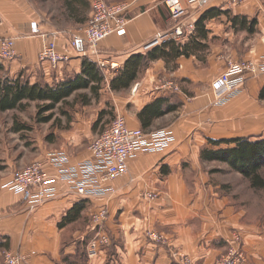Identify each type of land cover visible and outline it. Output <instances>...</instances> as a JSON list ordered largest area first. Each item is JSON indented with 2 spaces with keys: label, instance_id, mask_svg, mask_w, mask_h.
Segmentation results:
<instances>
[{
  "label": "crops",
  "instance_id": "crops-1",
  "mask_svg": "<svg viewBox=\"0 0 264 264\" xmlns=\"http://www.w3.org/2000/svg\"><path fill=\"white\" fill-rule=\"evenodd\" d=\"M64 2L61 15L65 23L54 25L53 32L59 51L66 49L69 59L52 68L48 61L39 60L43 39L29 34L28 23L37 18L29 12L28 5L23 0H0V39L13 38L16 50L14 59L0 60V80L19 78L30 84L38 82L56 87L79 75L83 61H91L102 76L97 96L82 89L99 105L92 128L107 110H111L113 117L117 113L123 115L129 127L143 129L138 112L145 105L163 99L167 105L175 104L176 108L154 118L146 130L167 127L175 139L164 151L132 154L128 159V173L107 183L114 191L95 199L75 194L68 184L57 178V170L48 160L50 153L60 151L67 155L68 163L74 165L91 157L88 147L77 154L68 149L43 147L35 151L28 163H43L54 179L57 194L33 210H28L20 195L7 186L13 174L3 171L0 178V257L1 250L8 249L24 255L29 264H72L76 254L86 256L82 242L94 234L84 219L105 207L104 231L110 238L109 243L100 248L96 258L87 259L85 264H182L172 256L173 249L188 255L189 264H211L226 251L234 231L242 238L248 264H264V227L241 222L226 197L210 192L208 189L212 185L218 187L204 179L200 163L210 162L201 157L203 149L233 146L232 143L213 145L212 140L264 138V96H260L264 71L250 74L242 91L222 105L213 104L215 93L210 87L229 60H250L258 66L264 65V0L239 3L210 0L202 8L182 0L187 11L182 23L194 24L205 12L216 14L204 22L205 37L198 36L193 28L180 40H174L177 45L195 38L199 46L193 54H181L172 59L150 58L146 54L154 47L142 49L156 33L172 26L162 0H134L127 15L125 34L109 35L99 43L96 53L85 55L87 46L84 43L76 49L66 47L71 33L81 30L89 18L90 1L86 0L87 7L82 9L84 22H78ZM241 19L245 20L244 26L239 24ZM133 54L144 55L136 79L126 89L111 90L110 81ZM101 58L110 59L116 66L100 67L98 60ZM168 80L173 81L177 91L165 85ZM104 95L107 97L102 102ZM14 110L19 109L6 111ZM12 128L15 133L27 131L24 123L16 122ZM77 134L80 142L89 136L84 129H79ZM149 192L158 196L145 197ZM76 205L81 207L78 217L60 225ZM76 223L79 225L74 227ZM150 231L162 235L165 242L154 243L147 236ZM78 242L81 246L76 244Z\"/></svg>",
  "mask_w": 264,
  "mask_h": 264
},
{
  "label": "built area",
  "instance_id": "built-area-1",
  "mask_svg": "<svg viewBox=\"0 0 264 264\" xmlns=\"http://www.w3.org/2000/svg\"><path fill=\"white\" fill-rule=\"evenodd\" d=\"M91 14L81 30L71 33L67 42L68 49H76L84 43L87 50L83 54L97 52L99 43L109 35L122 36L126 32L128 22L127 15L134 0L107 1L89 0ZM187 3L204 7L210 0H186ZM239 3L244 0H230ZM168 11L172 26L166 31H160L146 42L142 49L148 50L159 46L169 40H180L185 34L190 33L193 22L182 23L186 15L182 0H162ZM29 34L43 39V45L39 51V60L48 61L52 68H57L69 59L68 52L59 51L55 38L56 33L44 31V22L31 21L28 23ZM16 57L14 39L4 37L0 39V60L9 61ZM264 60V58H263ZM98 65L102 68L116 65L110 59L101 58ZM256 70L264 71V65L258 66L250 60H229L225 69L216 76L210 84L215 93L214 105H222L230 98L240 93L244 82L250 74ZM173 91L177 86L173 81L165 84ZM171 129L158 128L144 130L131 128L127 125L123 115L117 113L109 125L89 144L88 150L91 157L81 160L74 165L68 163V157L64 152H52L49 154V163L57 170V178L68 184L72 191L85 199H95L107 196L114 188L107 185L111 180L128 173V159L136 152H161L174 142ZM7 186L18 193L28 210H33L38 205L53 199L57 194L54 179L51 178L40 161H32L13 173L12 179ZM147 198H156L157 193H145ZM94 234L90 239L87 255L96 257L102 246L109 243V236L104 231V222L107 218L105 207L97 209L92 215ZM147 236L156 244L164 243L165 238L159 233L150 231ZM172 256L182 264H189L188 255L178 249L172 250ZM2 264H29L26 257L20 253H13L8 249L1 250ZM211 264H248V257L243 247L240 234L232 232L226 251L212 261Z\"/></svg>",
  "mask_w": 264,
  "mask_h": 264
},
{
  "label": "rangeland",
  "instance_id": "rangeland-1",
  "mask_svg": "<svg viewBox=\"0 0 264 264\" xmlns=\"http://www.w3.org/2000/svg\"><path fill=\"white\" fill-rule=\"evenodd\" d=\"M23 1L28 5L29 12L34 14L33 17H36L38 22H44L45 32L55 31L54 25L65 23L64 17L61 15L64 0ZM240 36L242 35L240 34ZM81 93H85V90L73 92L65 103L56 104L50 112L41 113L39 111L42 106L40 102H29L25 108L0 112V178L3 176V171L12 175L20 167L25 166L32 160L31 157L40 147L47 150L68 149L74 154L86 150L87 145L109 125L113 114L111 110H107L101 121L92 128L99 105L91 96L88 102H84ZM104 96L101 99L102 102L107 97V95ZM46 115H51L50 120H39V117ZM16 122L26 124L27 131L15 133L12 127ZM79 129H84L89 134L81 142L77 134ZM61 133L64 135L62 136ZM74 139L76 142L72 141ZM200 163L204 171V179L218 187L214 188L212 185V188L208 190L217 196L226 197L227 202L234 208V212L239 214L241 222L256 223L264 227V189H253L241 173L230 168L224 162L213 160ZM261 175L264 178V165L261 167ZM84 222L89 224V229L94 228L91 218L87 217ZM78 225L76 223L74 227ZM83 226L85 228V225ZM78 235L80 236V233ZM92 237L93 235L90 238ZM89 241L90 239L82 242L86 256L79 253L73 257L77 263H83L87 259L91 260L98 256V254L96 257L87 255ZM76 244L81 246L79 242ZM0 264H2L1 257Z\"/></svg>",
  "mask_w": 264,
  "mask_h": 264
},
{
  "label": "trees",
  "instance_id": "trees-1",
  "mask_svg": "<svg viewBox=\"0 0 264 264\" xmlns=\"http://www.w3.org/2000/svg\"><path fill=\"white\" fill-rule=\"evenodd\" d=\"M64 3L70 14L76 18L78 22H84L85 19L83 15H81V10L83 8L86 9V0H65ZM215 14L216 13L205 12L194 23V28L198 36H206L204 22ZM244 21V19L239 21L240 26H244ZM251 25L252 23L250 26ZM198 46L199 41L195 40V38L188 43H179L177 45L174 40H169L154 47L148 51L146 55L150 58L164 57L166 59H172L181 54L186 56L193 54ZM200 47H204V44ZM143 58L144 55L142 54L131 55L126 60L120 73L110 81V89L120 90L128 88L131 82L136 79ZM101 79L102 76L96 65L91 61L85 60L82 64V72L79 75L65 80L56 87H50L38 82L30 84L28 81L19 78L15 80H0V112L25 108L26 104L31 101L40 102L42 104L39 108L41 113L45 111L50 112L56 104L65 103L66 99L71 96L73 92L88 89L90 90L91 96H97ZM81 96L84 98V102H88V99H90L86 93H81ZM260 96H264V87L261 90ZM175 108V104L167 105L166 101L163 99L156 103L145 105L138 112V118L142 128L146 130L154 118L163 116L167 112L173 111ZM102 114H104V112H102ZM50 118L51 115H46L39 117V120L48 121ZM15 128L18 129V127ZM211 143L217 146L223 143H232L233 146L216 150L203 149L201 151V157L203 159L224 162L230 168L241 173L243 177L249 181L253 189H264V178L261 175V167L264 165V138L251 141L245 137H236L232 139L212 140ZM80 211L81 207H79V205L74 206L68 211L60 225L74 221L78 217ZM71 263L85 264V261L83 263H77V261Z\"/></svg>",
  "mask_w": 264,
  "mask_h": 264
},
{
  "label": "water",
  "instance_id": "water-1",
  "mask_svg": "<svg viewBox=\"0 0 264 264\" xmlns=\"http://www.w3.org/2000/svg\"><path fill=\"white\" fill-rule=\"evenodd\" d=\"M79 45H80V44H79ZM79 45H78V46H79Z\"/></svg>",
  "mask_w": 264,
  "mask_h": 264
}]
</instances>
